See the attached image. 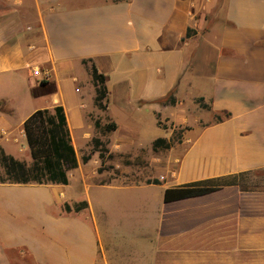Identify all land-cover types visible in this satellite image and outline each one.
Listing matches in <instances>:
<instances>
[{"label": "crops", "instance_id": "crops-1", "mask_svg": "<svg viewBox=\"0 0 264 264\" xmlns=\"http://www.w3.org/2000/svg\"><path fill=\"white\" fill-rule=\"evenodd\" d=\"M22 77L64 107L78 166L68 184L0 183V264H264V187L243 184L264 169V0H0V137L37 110L12 123ZM193 105L204 112L190 118ZM171 124L189 127L155 149ZM99 149L146 159L152 179L87 172ZM216 178L228 184L165 202Z\"/></svg>", "mask_w": 264, "mask_h": 264}, {"label": "trees", "instance_id": "trees-1", "mask_svg": "<svg viewBox=\"0 0 264 264\" xmlns=\"http://www.w3.org/2000/svg\"><path fill=\"white\" fill-rule=\"evenodd\" d=\"M91 74L96 90L95 101L99 107L104 108L103 100L107 94V76L99 72L95 65H92ZM161 101L175 103V98L171 92ZM197 101L202 102L203 98H198ZM229 116V112H224L221 115L217 114L216 120L221 121ZM97 124L99 125L98 122ZM107 127L112 128V126ZM23 129L33 163L28 165L6 153L4 148L0 147V166L3 167L7 176L0 178V183L68 184V171L78 166V160L64 107L56 105L52 109L46 107L35 110L24 121ZM99 144L100 141L96 140L95 149H98ZM171 145V141L164 137H159L154 141L155 149L160 147L169 148ZM99 151L101 157L104 158V149H99ZM88 159L89 156L84 157V160ZM154 181L158 182V180ZM224 184H228L224 178H216L169 187L165 189L164 199L165 202H171L196 196L216 190ZM87 206L88 202L84 200L76 204L75 209L81 210ZM65 208L68 211L72 209L69 204H66Z\"/></svg>", "mask_w": 264, "mask_h": 264}, {"label": "rangeland", "instance_id": "rangeland-1", "mask_svg": "<svg viewBox=\"0 0 264 264\" xmlns=\"http://www.w3.org/2000/svg\"><path fill=\"white\" fill-rule=\"evenodd\" d=\"M84 80H85V74H84ZM18 90L14 91L12 93V100L6 101L7 105L13 104L15 105L21 112L14 114V118H12V123L14 125H17L20 122L21 115L26 113L29 110H33L35 108H40L43 106H48L50 104L48 99H45L44 97H38L34 94H36L35 87L31 84L30 81L23 78L17 85ZM81 87L83 89L82 93L86 94L88 98L90 99V86L83 81L81 84ZM8 88H0V95L8 93ZM169 99V97H168ZM90 101V100H89ZM196 103L199 104V106L203 108L209 109V104L205 102H199L196 100ZM202 103V104H201ZM190 118L195 117L198 114H202L204 111L199 109V107H195L194 105L190 107ZM221 115V114H218ZM217 115H214L212 118V121H216ZM164 126H167V123H163ZM172 127L173 124H171ZM189 127V125H175L173 132L170 136V141L173 144L177 143L181 138L183 137L184 131ZM3 140L4 146L0 145V147H3L6 153L13 155L17 159L27 163L28 165H31L33 163V158L31 156L30 148L27 144L25 133L23 131V126H20L19 128H14L13 132H6L2 133L1 137ZM163 151H166L164 147H161ZM95 148L91 147L88 150L84 152L85 155L91 154L93 155ZM161 151V150H160ZM80 157H82V151L80 150ZM150 153V152H149ZM157 152L153 153L155 156ZM97 155L99 156V152H97ZM97 159L93 157L87 167V172H97L99 174H107L111 175L112 177L117 178H123V176H139V178H143L146 180L152 179V174H149L150 172V165L149 161L146 159H140L138 158H131L129 156H113V158L107 156V153L104 151V159L102 161H99L97 163ZM7 177L4 169L2 166H0V178ZM247 180L244 181L243 184L249 186V187H264V169L263 170H257L251 173L248 177H246ZM79 175L78 172H75L73 175V184L76 186L79 182ZM140 181V180H137ZM73 197V196H71ZM75 199V198H72Z\"/></svg>", "mask_w": 264, "mask_h": 264}, {"label": "built area", "instance_id": "built-area-1", "mask_svg": "<svg viewBox=\"0 0 264 264\" xmlns=\"http://www.w3.org/2000/svg\"><path fill=\"white\" fill-rule=\"evenodd\" d=\"M33 73L36 75V76H40L42 80L46 79L48 77V73L47 72H44L42 73L41 70L39 68H34L33 69ZM24 131V129H23ZM3 133H6V132H3ZM25 133V132H24Z\"/></svg>", "mask_w": 264, "mask_h": 264}]
</instances>
